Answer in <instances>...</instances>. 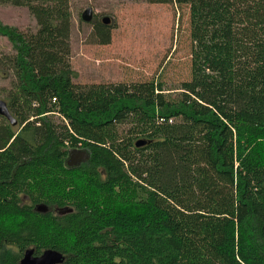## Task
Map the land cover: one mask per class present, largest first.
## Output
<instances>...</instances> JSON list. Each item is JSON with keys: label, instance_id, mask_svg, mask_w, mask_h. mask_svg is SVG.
<instances>
[{"label": "trees", "instance_id": "trees-1", "mask_svg": "<svg viewBox=\"0 0 264 264\" xmlns=\"http://www.w3.org/2000/svg\"><path fill=\"white\" fill-rule=\"evenodd\" d=\"M145 1L189 8L191 79L174 92L73 82L70 0H0L37 22H0L17 120L0 116V264L28 249L61 264H264V0ZM76 148L89 159L69 167Z\"/></svg>", "mask_w": 264, "mask_h": 264}, {"label": "rangeland", "instance_id": "rangeland-1", "mask_svg": "<svg viewBox=\"0 0 264 264\" xmlns=\"http://www.w3.org/2000/svg\"><path fill=\"white\" fill-rule=\"evenodd\" d=\"M72 11L71 68L73 82L133 84L158 80L174 92L191 79L192 48L190 14L187 6L151 4L145 0H70ZM93 9L91 22L82 20L85 9ZM110 19L111 42L99 44L94 21ZM0 22L22 31H35L37 22L27 7L0 4ZM103 24V23H102ZM12 45L0 36V56ZM9 80L0 75L1 88ZM1 119V117H0Z\"/></svg>", "mask_w": 264, "mask_h": 264}, {"label": "water", "instance_id": "water-1", "mask_svg": "<svg viewBox=\"0 0 264 264\" xmlns=\"http://www.w3.org/2000/svg\"><path fill=\"white\" fill-rule=\"evenodd\" d=\"M82 20L85 22H91L94 18L93 9L88 7L85 9L81 15ZM110 19L104 17L102 19L103 24H109ZM0 116L7 118L12 125L17 124V120L11 114L8 105L5 100L0 99ZM147 144L146 140H138L136 142V147H142ZM89 159V154L83 149H70L68 152L67 164L69 167H74L77 164L87 161ZM38 210L46 211L47 208L42 205L37 206ZM63 262V255L54 250H45L41 255L35 256L33 249H28L24 253L20 264H61Z\"/></svg>", "mask_w": 264, "mask_h": 264}, {"label": "flooded vegetation", "instance_id": "flooded-vegetation-1", "mask_svg": "<svg viewBox=\"0 0 264 264\" xmlns=\"http://www.w3.org/2000/svg\"><path fill=\"white\" fill-rule=\"evenodd\" d=\"M79 164H80V163H79ZM79 164H77V165H79ZM77 165H76V166H77Z\"/></svg>", "mask_w": 264, "mask_h": 264}]
</instances>
